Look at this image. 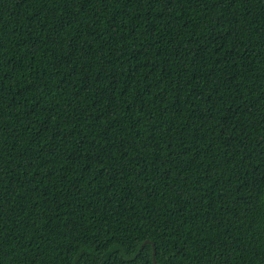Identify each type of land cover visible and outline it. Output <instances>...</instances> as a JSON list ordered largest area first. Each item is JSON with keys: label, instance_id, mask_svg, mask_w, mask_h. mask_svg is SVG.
I'll list each match as a JSON object with an SVG mask.
<instances>
[{"label": "trees", "instance_id": "1", "mask_svg": "<svg viewBox=\"0 0 264 264\" xmlns=\"http://www.w3.org/2000/svg\"><path fill=\"white\" fill-rule=\"evenodd\" d=\"M0 264H264V0H0Z\"/></svg>", "mask_w": 264, "mask_h": 264}, {"label": "water", "instance_id": "2", "mask_svg": "<svg viewBox=\"0 0 264 264\" xmlns=\"http://www.w3.org/2000/svg\"><path fill=\"white\" fill-rule=\"evenodd\" d=\"M153 255H154V253H153ZM153 262H154V259H153Z\"/></svg>", "mask_w": 264, "mask_h": 264}]
</instances>
